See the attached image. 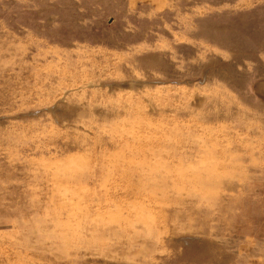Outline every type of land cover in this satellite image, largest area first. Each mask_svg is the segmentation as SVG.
<instances>
[{
  "label": "rangeland",
  "instance_id": "1",
  "mask_svg": "<svg viewBox=\"0 0 264 264\" xmlns=\"http://www.w3.org/2000/svg\"><path fill=\"white\" fill-rule=\"evenodd\" d=\"M0 264H264V0H0Z\"/></svg>",
  "mask_w": 264,
  "mask_h": 264
}]
</instances>
